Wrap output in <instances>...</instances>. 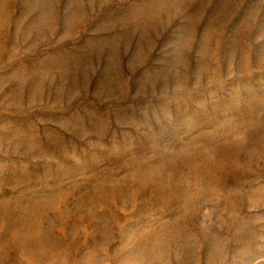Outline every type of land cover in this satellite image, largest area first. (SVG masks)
Returning <instances> with one entry per match:
<instances>
[{"label": "rangeland", "instance_id": "1", "mask_svg": "<svg viewBox=\"0 0 264 264\" xmlns=\"http://www.w3.org/2000/svg\"><path fill=\"white\" fill-rule=\"evenodd\" d=\"M0 264H264V0H0Z\"/></svg>", "mask_w": 264, "mask_h": 264}]
</instances>
